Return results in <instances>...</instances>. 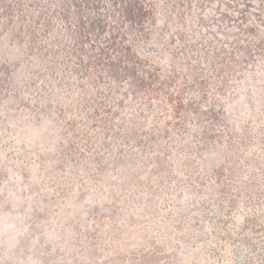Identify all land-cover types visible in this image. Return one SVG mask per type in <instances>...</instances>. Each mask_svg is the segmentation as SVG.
<instances>
[{
  "label": "rangeland",
  "instance_id": "rangeland-1",
  "mask_svg": "<svg viewBox=\"0 0 264 264\" xmlns=\"http://www.w3.org/2000/svg\"><path fill=\"white\" fill-rule=\"evenodd\" d=\"M0 264H264V0H0Z\"/></svg>",
  "mask_w": 264,
  "mask_h": 264
}]
</instances>
